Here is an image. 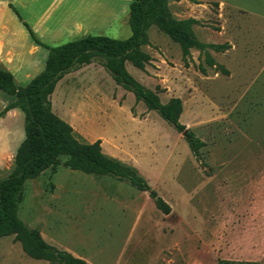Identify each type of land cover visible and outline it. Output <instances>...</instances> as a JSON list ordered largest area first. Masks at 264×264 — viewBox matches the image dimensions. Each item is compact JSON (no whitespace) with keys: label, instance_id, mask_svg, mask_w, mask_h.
Instances as JSON below:
<instances>
[{"label":"rangeland","instance_id":"1","mask_svg":"<svg viewBox=\"0 0 264 264\" xmlns=\"http://www.w3.org/2000/svg\"><path fill=\"white\" fill-rule=\"evenodd\" d=\"M6 1L16 6L17 1ZM121 2L124 15L113 23L53 36L33 28L30 5L16 8L41 41L58 45L84 34L128 37L130 1ZM168 7L177 19L198 20L192 29L199 41L230 45L206 49L213 66L205 63L203 51L191 48L185 66L178 44L150 25L148 42L141 45L150 61L143 70L125 64L145 87H159L161 102L181 99L180 121L204 143L197 155L183 132L135 101L97 58L63 75L51 106L80 141L99 139L104 153L134 166L169 204V212L156 208L148 190L111 174L72 169L61 155L25 182L18 216L46 242L89 264H214L218 259L264 264V0H169ZM13 33L23 48L22 62L11 47ZM28 43L21 21L0 2V67L9 68L20 86L30 79L26 73L42 70L47 55V49L30 50ZM32 56L40 66H30ZM4 101L0 97V178L13 171L24 136L23 112L1 113ZM0 264L59 263L27 255L11 233L0 236Z\"/></svg>","mask_w":264,"mask_h":264},{"label":"trees","instance_id":"2","mask_svg":"<svg viewBox=\"0 0 264 264\" xmlns=\"http://www.w3.org/2000/svg\"><path fill=\"white\" fill-rule=\"evenodd\" d=\"M168 1L130 0L127 16L130 35L124 39L104 34H84L58 45H48L41 41L29 23L22 18L18 9L8 3V7L21 21L29 38L36 45L47 49L42 70L23 86L15 82L9 70L0 67V90L14 96V100L7 103L1 113L12 108L20 109L23 112L24 133L15 150L13 171L0 178V236L14 233L27 255L46 259L50 263L89 264L83 258L46 242L38 230L29 228L18 216L19 195L25 182L52 166L61 155L68 157L67 164L72 169L94 174H111L127 181L138 190H148L156 208L163 213L169 212V204L150 188L134 166L104 153L99 139L92 142L80 141L75 136L72 126L53 112L51 106V94L58 80L67 72L89 64L97 58L111 74L115 83L133 93L135 101H143L147 109L156 110L177 132H183L190 151L197 155L204 143L180 121L181 99L171 96L166 102H161L158 96L159 87L155 90L145 87L132 76L125 65L128 61L143 70L150 61V55L141 49V45L148 42L146 31L150 25L156 26L178 44L185 66L188 65L191 48L203 51L205 63L213 66L214 59L206 49L223 51L230 46L228 42L206 44L199 41L192 29L198 20L193 17L185 19L173 17ZM198 68L205 72L200 63ZM220 68L222 72L227 73L225 68ZM130 111L134 114L133 107ZM214 264L262 263L218 259Z\"/></svg>","mask_w":264,"mask_h":264},{"label":"crops","instance_id":"3","mask_svg":"<svg viewBox=\"0 0 264 264\" xmlns=\"http://www.w3.org/2000/svg\"><path fill=\"white\" fill-rule=\"evenodd\" d=\"M13 1H17L15 4L17 7H21L22 3L30 5V10L28 8V11L32 14V17L34 18V22L32 24L33 28L35 30L43 28L45 32L51 34L52 36L62 34L66 31V29H68V31H72L73 29L78 30L87 26H92L94 28L106 26L113 23L115 19L121 16L123 17L124 15V13H120L121 8L124 7V4L121 2V0H49L48 2L40 0ZM129 1L130 0H125V2ZM0 2L4 5L6 4L7 6L8 3L12 4V2H8L6 0ZM127 16L128 11L126 13V18ZM24 34L25 33L23 32V37L26 36ZM14 36L15 33H13V36H11L13 38V40L11 41V47L16 51H19L17 59H20L19 61L22 62L23 53L21 49L23 48L22 46H19L17 44V41ZM7 37L10 41L9 34H7ZM28 47L30 50H38V48H43L41 46L36 45L31 39L30 43H28ZM30 58L31 59L29 61V64L32 68L41 65L38 56H32ZM37 73L38 72H35V74ZM35 74L30 75L29 73H26L28 78H32ZM13 77L15 80V75H13ZM63 78L64 77L62 76V78H60L58 82L62 81ZM53 92L55 93V90ZM2 93L5 92L0 91V97L4 98V102L6 104L14 100L13 95L6 96L2 95Z\"/></svg>","mask_w":264,"mask_h":264}]
</instances>
